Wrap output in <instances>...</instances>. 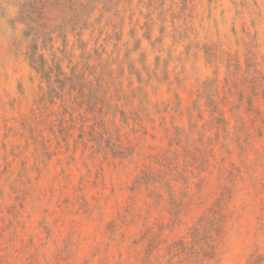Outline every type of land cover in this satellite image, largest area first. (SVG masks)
<instances>
[{"label": "rangeland", "instance_id": "1", "mask_svg": "<svg viewBox=\"0 0 264 264\" xmlns=\"http://www.w3.org/2000/svg\"><path fill=\"white\" fill-rule=\"evenodd\" d=\"M61 1L0 0V264H264V0Z\"/></svg>", "mask_w": 264, "mask_h": 264}, {"label": "trees", "instance_id": "2", "mask_svg": "<svg viewBox=\"0 0 264 264\" xmlns=\"http://www.w3.org/2000/svg\"><path fill=\"white\" fill-rule=\"evenodd\" d=\"M67 1L68 7L72 10L77 8L86 9L89 7V2L82 3L80 0H65ZM63 3L61 0H55L56 5ZM30 61L32 67L40 74L42 81L47 84L48 93L54 94L55 98H62V93H65L63 84L69 81L70 79L66 77V73L62 70V67L59 65L56 57L52 58L53 63H49L43 54H37L36 48L30 52ZM109 80L116 79L114 71L106 72ZM122 73L121 71L119 72Z\"/></svg>", "mask_w": 264, "mask_h": 264}]
</instances>
